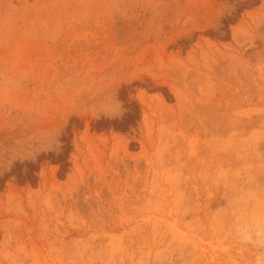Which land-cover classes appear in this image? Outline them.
I'll return each mask as SVG.
<instances>
[{
    "label": "rangeland",
    "instance_id": "obj_1",
    "mask_svg": "<svg viewBox=\"0 0 264 264\" xmlns=\"http://www.w3.org/2000/svg\"><path fill=\"white\" fill-rule=\"evenodd\" d=\"M0 264H264V0H0Z\"/></svg>",
    "mask_w": 264,
    "mask_h": 264
}]
</instances>
